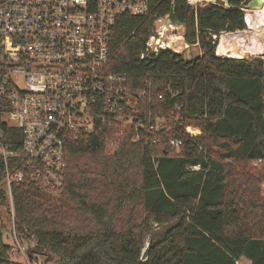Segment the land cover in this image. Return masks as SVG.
<instances>
[{"label":"trees","instance_id":"trees-1","mask_svg":"<svg viewBox=\"0 0 264 264\" xmlns=\"http://www.w3.org/2000/svg\"><path fill=\"white\" fill-rule=\"evenodd\" d=\"M248 1L194 8L187 0H151L146 15L117 19L108 69L140 94L142 127L130 124L115 136L117 124L109 131L97 124L69 134L59 195L11 188L15 229L34 237L36 252L58 264H264V62L215 55L213 38L246 28ZM172 3L185 41L202 50L192 60L170 49L145 51ZM157 119L164 128L150 129ZM187 127L199 133L189 136ZM109 138L113 148L105 146ZM3 177L0 157L2 208ZM153 225L162 227L156 235ZM7 252L0 232V264H20Z\"/></svg>","mask_w":264,"mask_h":264},{"label":"built area","instance_id":"built-area-1","mask_svg":"<svg viewBox=\"0 0 264 264\" xmlns=\"http://www.w3.org/2000/svg\"><path fill=\"white\" fill-rule=\"evenodd\" d=\"M150 3L0 0V157L4 163V208L9 215L4 234L10 240L0 232L10 260L58 264L35 251L33 236L17 233L11 188L25 184L59 195L65 183L69 134L92 132L97 124L106 125L108 131L110 123L117 124L115 136L127 125L133 124L135 130L142 127L137 118L140 94L127 87L123 74L108 69V41L120 16L146 15ZM187 3L195 8V0ZM161 39L159 30L151 32L145 51L168 49ZM163 126L164 121L157 119L150 129L157 131ZM8 129L17 130L20 139ZM187 129L186 134L195 135ZM169 143L174 147L181 144L173 139ZM14 144L18 149L12 148ZM115 145V138L106 140V148ZM260 191L264 197V181Z\"/></svg>","mask_w":264,"mask_h":264},{"label":"rangeland","instance_id":"rangeland-1","mask_svg":"<svg viewBox=\"0 0 264 264\" xmlns=\"http://www.w3.org/2000/svg\"><path fill=\"white\" fill-rule=\"evenodd\" d=\"M203 3H207V2L205 0H195V6L202 5ZM253 13H254L253 11L244 10V17H245V20L247 21V24H246V28L243 31H240V32L234 31L231 33L221 32L218 36H213L215 40V48H214L215 55H217L216 53L219 49L221 37L222 38L224 37L225 42H224L223 47L225 48L224 50L225 52L221 54L222 56L224 55L223 57H227V58L261 57L263 58V62H264V49H263L264 25L263 24L260 25L261 21H260V24L259 23L257 24V21L254 22L255 18H253L254 17ZM158 28L159 27L153 25L152 28L150 29V32H153L154 30H158ZM167 30H168L167 32H164L165 34L159 30L162 33V38H163L161 39V42H163L164 44H168L172 42L169 46L167 45L168 49L176 53H179L184 60H192L196 56L202 54L201 48L196 43L191 44L185 41L184 25H178L177 27H172L170 29L168 28ZM176 38H179V39H176ZM227 48L229 49L233 48V49L229 50ZM8 227H9V221L7 218V214L5 212V208L0 207V231H2L3 234L4 233L6 234ZM152 228H153L152 230L153 235H156L162 230V227L161 228L155 227L154 225L152 226ZM6 237L7 239L10 240L8 236ZM149 241H150V236L145 238L144 243H143L142 252L147 247V244ZM238 264H246V262L241 260Z\"/></svg>","mask_w":264,"mask_h":264},{"label":"water","instance_id":"water-1","mask_svg":"<svg viewBox=\"0 0 264 264\" xmlns=\"http://www.w3.org/2000/svg\"><path fill=\"white\" fill-rule=\"evenodd\" d=\"M205 1L207 3H212V4L221 3L224 8H228L229 2H230V0H205ZM263 5H264V0H249L243 6L242 10L243 11L244 10L254 11V10H258L262 8ZM174 10H175V6L172 3L168 14L155 22V26L159 27L158 30L164 33L168 31L167 30L168 28L170 29L172 27H177L178 25H180L175 17ZM245 58H248V57H245Z\"/></svg>","mask_w":264,"mask_h":264},{"label":"bare ground","instance_id":"bare-ground-1","mask_svg":"<svg viewBox=\"0 0 264 264\" xmlns=\"http://www.w3.org/2000/svg\"><path fill=\"white\" fill-rule=\"evenodd\" d=\"M254 13V17L253 18H255V20H254V22H256L257 21V24L259 23L260 24V21H261V24L260 25H264V5H263V7L262 8H260V9H258V10H254L253 11ZM262 16H263V18H262ZM238 38V37H237ZM253 38V37H252ZM175 39V38H174ZM176 39H179V38H176ZM225 38L223 37H221V40H220V44H219V49H218V51H217V54L218 55H221V54H223L225 51V48L223 47L224 46V42H225V40H224ZM171 40V39H170ZM172 43V42H171ZM171 43H168L167 45L169 46ZM232 43V42H231ZM227 49H229V48H227ZM233 48H231V49H229V50H232ZM263 49H264V43H263ZM260 50V49H259ZM249 51V50H248ZM226 52H227V50H226ZM224 56V55H223ZM188 131H190V132H192L193 134H198L199 133V131L198 130H196V129H192V128H189L188 127V129H187Z\"/></svg>","mask_w":264,"mask_h":264},{"label":"crops","instance_id":"crops-1","mask_svg":"<svg viewBox=\"0 0 264 264\" xmlns=\"http://www.w3.org/2000/svg\"><path fill=\"white\" fill-rule=\"evenodd\" d=\"M148 245V244H147ZM144 252V251H143Z\"/></svg>","mask_w":264,"mask_h":264}]
</instances>
